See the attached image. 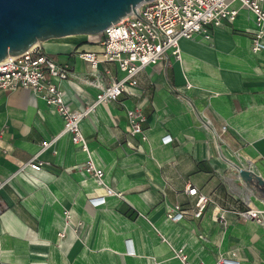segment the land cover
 <instances>
[{"label":"crops","instance_id":"crops-1","mask_svg":"<svg viewBox=\"0 0 264 264\" xmlns=\"http://www.w3.org/2000/svg\"><path fill=\"white\" fill-rule=\"evenodd\" d=\"M234 7L233 22L209 38L181 39L179 58L146 66L138 85L97 104L80 124L90 153L43 98L0 88V264H183L181 248L192 264H264V189L239 171L264 180V50L251 49L252 13ZM100 38L40 43L69 65L71 76L53 80L72 110L93 105L100 87L124 76L114 61L86 76L91 65L79 54L101 53ZM131 108L146 115V139L131 133ZM89 157L104 184L81 169ZM34 158L45 165L34 170ZM189 185L212 200L197 218ZM100 196L106 202L92 205ZM177 207L184 215L173 221ZM251 208L262 210L263 222L237 215Z\"/></svg>","mask_w":264,"mask_h":264},{"label":"built area","instance_id":"built-area-1","mask_svg":"<svg viewBox=\"0 0 264 264\" xmlns=\"http://www.w3.org/2000/svg\"><path fill=\"white\" fill-rule=\"evenodd\" d=\"M237 2L253 15L256 29L251 41L252 51L256 53L264 50V0H151L142 3L138 8V14L131 12L119 22L112 23L101 33L99 41L103 47L101 53L85 51L79 54L91 65L93 74H86V76H93L101 62L112 61L117 62L119 69L124 73L121 79H115L110 84L100 87L93 105L81 111L72 110L68 106L63 90L53 79L64 81L71 76L69 65L57 63L51 54L43 51L40 43L22 54L9 56L0 61V88L10 90L27 88L43 98L48 105L54 106L62 115L63 132L70 133L73 143L90 153L89 143L80 124L97 104L111 103L122 96L129 86L138 85V74L146 66L156 65L168 55L179 58L181 39H191L197 34H203L205 38H209L213 27L219 26L226 20L233 22L239 14V10L234 7ZM128 118L131 133L146 139L142 125L146 121V115L138 108H131L128 111ZM170 140V136L162 139L166 143ZM43 145L48 147L50 142H44ZM88 159L81 169L92 173L96 176L98 183L104 184L103 169L98 168L91 157ZM35 160L36 158L27 165L34 170H39L45 165L44 162ZM4 183L5 180L0 178V189ZM187 188L188 193L195 197L193 216L200 217L212 200L197 187L189 185ZM106 191L109 195L115 194L109 187ZM117 194L121 195V193ZM90 202L94 206H99L106 202V196L91 198ZM261 213L262 210L251 208L237 212V215L243 220L254 219L261 223L263 222ZM183 215L184 211L181 207H177L176 213H169L168 217L178 221ZM217 219L225 222V214H219ZM175 255L183 261V264H192L183 248L175 250ZM230 260L236 261L235 258ZM226 262V259H220L218 264H227Z\"/></svg>","mask_w":264,"mask_h":264},{"label":"water","instance_id":"water-1","mask_svg":"<svg viewBox=\"0 0 264 264\" xmlns=\"http://www.w3.org/2000/svg\"><path fill=\"white\" fill-rule=\"evenodd\" d=\"M151 0H0V61L22 54L48 39L74 41L101 34L112 23ZM243 179L264 189V180L249 169Z\"/></svg>","mask_w":264,"mask_h":264},{"label":"rangeland","instance_id":"rangeland-1","mask_svg":"<svg viewBox=\"0 0 264 264\" xmlns=\"http://www.w3.org/2000/svg\"><path fill=\"white\" fill-rule=\"evenodd\" d=\"M96 35V34H95ZM95 35H90V36H95ZM98 35V34H97Z\"/></svg>","mask_w":264,"mask_h":264},{"label":"bare ground","instance_id":"bare-ground-1","mask_svg":"<svg viewBox=\"0 0 264 264\" xmlns=\"http://www.w3.org/2000/svg\"><path fill=\"white\" fill-rule=\"evenodd\" d=\"M85 36V35H84ZM82 37V36H81ZM36 45V44H35Z\"/></svg>","mask_w":264,"mask_h":264}]
</instances>
